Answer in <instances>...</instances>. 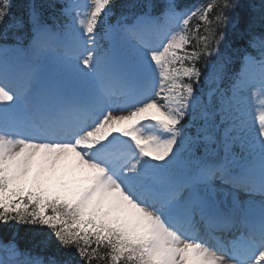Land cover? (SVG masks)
I'll return each mask as SVG.
<instances>
[{"label": "snow or ice", "instance_id": "6c2138e0", "mask_svg": "<svg viewBox=\"0 0 264 264\" xmlns=\"http://www.w3.org/2000/svg\"><path fill=\"white\" fill-rule=\"evenodd\" d=\"M0 41V264H264V0H0Z\"/></svg>", "mask_w": 264, "mask_h": 264}, {"label": "trees", "instance_id": "16d2710c", "mask_svg": "<svg viewBox=\"0 0 264 264\" xmlns=\"http://www.w3.org/2000/svg\"><path fill=\"white\" fill-rule=\"evenodd\" d=\"M18 3H20V0H16ZM197 1H202L203 3H207V0H181V3L185 6L186 3H190V2H197ZM128 2V0H119L120 4H126ZM252 2L256 5L257 9L260 8L262 0H252ZM190 6L192 4H189ZM253 15L256 17V27L254 28V31L259 32L261 31L260 28V21H259V12H255L253 13ZM195 24V23H194ZM201 31H203V25L201 26ZM229 43L232 45V48L234 49H243L246 46V41L241 40L239 38V36L232 32L231 30L229 31ZM249 51H251L249 49ZM241 55L239 53H234L233 54V58L232 61L235 63V66L232 69H229V74L230 75H235L238 66H240L241 64ZM198 66H202V65H198ZM9 229L4 228L3 226H0V232H8ZM31 235V233L29 232V230L27 229V227H22L19 230V234H18V239L21 241V247H25V244L23 243L24 240L26 238H28ZM93 264H103L102 263H98L96 261H93Z\"/></svg>", "mask_w": 264, "mask_h": 264}, {"label": "rangeland", "instance_id": "374dc122", "mask_svg": "<svg viewBox=\"0 0 264 264\" xmlns=\"http://www.w3.org/2000/svg\"><path fill=\"white\" fill-rule=\"evenodd\" d=\"M41 60H42L41 67L45 66L46 68H49V71L51 73L55 71L54 55L50 54L47 57L41 58ZM252 114L255 115V113L250 112V115H249L250 122L253 120V118L251 117Z\"/></svg>", "mask_w": 264, "mask_h": 264}, {"label": "bare ground", "instance_id": "6f19581e", "mask_svg": "<svg viewBox=\"0 0 264 264\" xmlns=\"http://www.w3.org/2000/svg\"><path fill=\"white\" fill-rule=\"evenodd\" d=\"M262 200H264V199L262 198Z\"/></svg>", "mask_w": 264, "mask_h": 264}]
</instances>
